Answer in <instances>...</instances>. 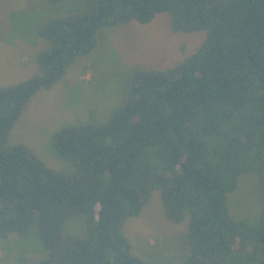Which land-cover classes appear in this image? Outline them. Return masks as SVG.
I'll return each instance as SVG.
<instances>
[{"label":"trees","instance_id":"16d2710c","mask_svg":"<svg viewBox=\"0 0 264 264\" xmlns=\"http://www.w3.org/2000/svg\"><path fill=\"white\" fill-rule=\"evenodd\" d=\"M69 1L73 8L60 11ZM38 5L48 11L36 31L37 69L0 86V240H21L15 264H143L123 230L155 191L168 221H186V233L170 241L172 254L154 249L160 259L264 264V0ZM158 15L171 31L203 39L169 67H133L121 106L105 120L56 130L52 151L67 171L9 141L31 100L90 55L100 33ZM246 174L255 175L262 198L254 222L229 208Z\"/></svg>","mask_w":264,"mask_h":264},{"label":"rangeland","instance_id":"374dc122","mask_svg":"<svg viewBox=\"0 0 264 264\" xmlns=\"http://www.w3.org/2000/svg\"><path fill=\"white\" fill-rule=\"evenodd\" d=\"M39 2L0 0V86L22 82L37 69L35 55L42 41L36 31L48 11ZM73 5L69 1L60 11L72 9ZM202 39L203 33L171 31L165 15L156 16L148 24L130 23L103 31L90 55L77 59L59 83L31 100L13 126L9 141L33 149L47 167L67 171L68 164L52 151L56 130L89 120H105L121 106L133 67H169L189 55ZM228 202L233 217L256 221L262 198L255 175L240 176ZM78 223H74L73 232H78ZM123 231L143 264H171L160 259V251L154 249L172 254L167 252L172 246L170 241L175 243L186 233V221H168L155 191L139 216L126 222ZM20 245L21 240L15 236L0 240V261L15 264Z\"/></svg>","mask_w":264,"mask_h":264}]
</instances>
